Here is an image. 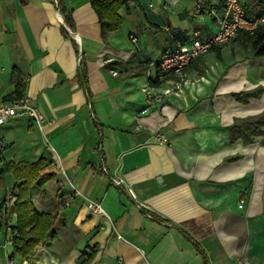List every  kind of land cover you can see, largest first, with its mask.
Returning a JSON list of instances; mask_svg holds the SVG:
<instances>
[{
  "label": "crops",
  "instance_id": "crops-1",
  "mask_svg": "<svg viewBox=\"0 0 264 264\" xmlns=\"http://www.w3.org/2000/svg\"><path fill=\"white\" fill-rule=\"evenodd\" d=\"M62 1L75 38L62 33L56 0H0V103L19 77L44 116L42 132L24 115L0 126V170L43 159L39 173L52 177L32 202L57 216L30 264H264V133L232 142L229 131L264 112V92L233 96L264 87V61L235 37L162 81L172 89L164 102L142 92L174 38L217 31L207 9L219 0H137L105 38L89 0ZM4 176L14 196L5 205L0 194V264H28L7 249L16 191Z\"/></svg>",
  "mask_w": 264,
  "mask_h": 264
},
{
  "label": "trees",
  "instance_id": "trees-1",
  "mask_svg": "<svg viewBox=\"0 0 264 264\" xmlns=\"http://www.w3.org/2000/svg\"><path fill=\"white\" fill-rule=\"evenodd\" d=\"M89 3L98 17L100 34L102 38H105L110 32L118 30L122 24L118 11L121 8H128L132 4L137 5V0H89ZM243 5L250 15H258L264 11V0H249L248 4L243 2ZM56 8L62 16L64 24L72 32H75L72 13L65 9L62 0H56ZM211 9V7L207 9L209 14ZM62 33L68 37L64 29H62ZM235 37L239 38L240 46L244 50H248L250 57L264 61V24L258 26L252 33L239 31ZM193 63L202 64V56L193 60L191 65ZM200 72L203 73L202 70ZM80 76L83 84L87 85L86 73L82 72ZM150 82L152 83V81ZM23 86L24 84L18 77L14 84V90L3 97V102L21 98L23 96ZM262 92H264V87H257L246 92L233 94V96L239 102H247L249 98L258 97ZM262 126H264V112L246 119L236 120L235 125L229 128L230 141L234 142L241 138L244 142H250L252 135L264 133L260 129ZM43 164V159L34 163L9 162L6 164L5 169L0 170V179L4 172L7 173L13 181L16 191L14 200L16 211L14 229L16 234L11 239L12 251L19 258L26 259L28 264L31 263L37 246L52 236L57 220L56 214L37 212L32 202V189L35 186H42L52 177L51 175H40L39 172ZM5 227L6 221L1 218L0 231Z\"/></svg>",
  "mask_w": 264,
  "mask_h": 264
},
{
  "label": "built area",
  "instance_id": "built-area-1",
  "mask_svg": "<svg viewBox=\"0 0 264 264\" xmlns=\"http://www.w3.org/2000/svg\"><path fill=\"white\" fill-rule=\"evenodd\" d=\"M218 2L219 10L212 8L210 11V15L216 18L218 27L216 32L202 37L196 32L191 37L174 38V48L160 57L155 63L156 76L151 78L149 72L146 73L149 82L153 80L157 83H150L146 88L142 89L147 104H160L171 95V88L158 89L160 83L166 78L168 79L172 75L183 77L185 69L196 58L207 54L216 46L229 43L239 31L252 33L258 26L264 24V11L258 15H250L246 11L242 0H219ZM16 115L28 117L39 131H43L44 116L30 103L29 98L22 96L13 101L0 103V126ZM155 140L162 142L163 137L157 135ZM102 172L107 173V170L103 168ZM111 184L113 186H121L123 181L115 178L111 179ZM72 190L73 195L83 197L78 189L72 187ZM12 200L13 197L7 195L4 200L5 205H8ZM86 207L96 214H104L100 204L96 201L86 199ZM137 207H142V205L138 204ZM8 264L17 263L13 257H8Z\"/></svg>",
  "mask_w": 264,
  "mask_h": 264
},
{
  "label": "rangeland",
  "instance_id": "rangeland-1",
  "mask_svg": "<svg viewBox=\"0 0 264 264\" xmlns=\"http://www.w3.org/2000/svg\"><path fill=\"white\" fill-rule=\"evenodd\" d=\"M4 181L5 182H3V183L0 182V194H3L4 191L6 190V191L9 192L8 195H10L11 197H13L14 196V193H13L14 192V190H13L14 189V186L13 187H10L8 176H4ZM7 249H8V251H10V249H11L10 242H7Z\"/></svg>",
  "mask_w": 264,
  "mask_h": 264
},
{
  "label": "water",
  "instance_id": "water-1",
  "mask_svg": "<svg viewBox=\"0 0 264 264\" xmlns=\"http://www.w3.org/2000/svg\"><path fill=\"white\" fill-rule=\"evenodd\" d=\"M60 21H61V24H62V27H63V29L70 35V36H73L74 38H75V35L74 34H72L71 32H70V30H69V28L64 24V21H63V19L60 17ZM80 48H81V45H80ZM82 50V49H81ZM80 53H81V51H80ZM159 181V180H158Z\"/></svg>",
  "mask_w": 264,
  "mask_h": 264
}]
</instances>
